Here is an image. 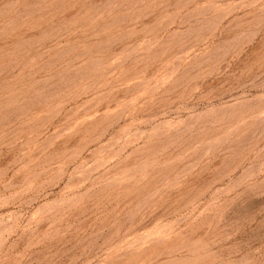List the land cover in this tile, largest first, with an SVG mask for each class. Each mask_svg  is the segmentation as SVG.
<instances>
[{
	"label": "rangeland",
	"instance_id": "obj_1",
	"mask_svg": "<svg viewBox=\"0 0 264 264\" xmlns=\"http://www.w3.org/2000/svg\"><path fill=\"white\" fill-rule=\"evenodd\" d=\"M0 264H264V0H0Z\"/></svg>",
	"mask_w": 264,
	"mask_h": 264
}]
</instances>
